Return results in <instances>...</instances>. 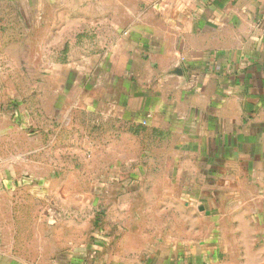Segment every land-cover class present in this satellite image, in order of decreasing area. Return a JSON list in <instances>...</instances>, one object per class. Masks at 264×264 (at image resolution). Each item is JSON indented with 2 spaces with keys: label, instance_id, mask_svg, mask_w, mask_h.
I'll return each mask as SVG.
<instances>
[{
  "label": "crops",
  "instance_id": "obj_1",
  "mask_svg": "<svg viewBox=\"0 0 264 264\" xmlns=\"http://www.w3.org/2000/svg\"><path fill=\"white\" fill-rule=\"evenodd\" d=\"M1 5L0 58L42 42L35 64L0 59V264H264V0ZM72 55L84 71L116 58L66 96L36 80L33 110L4 75L54 72ZM59 150L99 153L105 170L79 192L75 177L43 173L64 167L45 158ZM61 202L102 222L84 245L29 258L45 206Z\"/></svg>",
  "mask_w": 264,
  "mask_h": 264
},
{
  "label": "rangeland",
  "instance_id": "obj_2",
  "mask_svg": "<svg viewBox=\"0 0 264 264\" xmlns=\"http://www.w3.org/2000/svg\"><path fill=\"white\" fill-rule=\"evenodd\" d=\"M133 0H124L125 5H128ZM110 2V1H109ZM2 10V5L0 6V11ZM109 10L112 13V10L109 8ZM127 8L125 7L123 9V19L124 23L123 25L127 27L126 21H127ZM99 35V33H98ZM42 41H40L37 36L33 37L31 40L28 41L30 48L28 49V53H25V50H21L20 48L11 49L9 47L8 49L11 51V54L6 55L5 57H1L0 59H6L8 62H12L13 65H19V63H25L27 62L29 65L35 64L36 60H40L41 57L37 56L36 50L38 49V45L41 44ZM63 42L57 41V44L61 46ZM13 50V51H12ZM3 56V55H2ZM51 58H53L52 55L44 57V60L50 62ZM60 60L67 59L66 64H73L75 63L76 66H80V69L71 68L70 65H63L60 67L59 70H56L54 72H36V71H25L22 68L15 67L11 71L4 72V75H9L10 78L14 79L18 87H22L23 90L27 91L28 98H27V108L28 109H34L35 108V92H36V80H40L41 78L45 82H49L52 80H58L61 84L60 92L62 96H66L68 94H71L73 89V82L75 80L83 79L85 81H92V79H95L98 73L97 68H99V63L101 58L103 60H107L109 63H113L116 57H110V56H92L90 57L91 60H96V65H93L94 68H91L89 71H84L83 69V58L79 57L77 55L72 56H60ZM46 64V63H45ZM44 68H47L44 66ZM2 75V74H1ZM3 78L2 76H0ZM65 85V87H64ZM44 83V91L45 95L52 94V88L45 87ZM63 86V87H62ZM64 88V89H63ZM45 104V101H44ZM46 106V105H45ZM62 106H64V101L57 103L58 110H61ZM47 107L50 108L51 105L47 104ZM4 120L0 121V127L2 128L4 126ZM7 122V121H6ZM13 123V122H12ZM15 125V123H13ZM13 125V126H14ZM17 126V125H15ZM79 133V132H78ZM81 138V137H80ZM29 147V146H28ZM4 145L0 143V153H3ZM52 157L57 161H60L64 167L63 168H57L55 170V167L52 166V162H47V165L43 168V173L45 175L53 176V175H64V176H73L77 180L73 182V185L78 189L79 192L84 191V180L93 178L94 176H98L105 170V168L102 166L100 167V155L97 153L92 158H87L82 153L75 151V150H59L55 152H49L45 153V158H49L50 160ZM13 173L15 176L20 175V168L15 167L12 168ZM33 170H36V168H33ZM51 201V200H50ZM48 201V202H50ZM53 202V201H52ZM62 203V204H61ZM57 203V205H53L54 203H51L49 206V203L45 206V211L43 215L41 216L43 219V222L41 220V228L44 231L43 232V241L41 240L42 249L41 253L37 256L29 255V258H49L52 257V249L54 246L61 247L63 249V246L66 250H68V247L77 245L81 246L85 243L89 242V238L91 233L93 234V230L97 229V226L102 222L100 219L101 216L97 215V211L92 209L90 212L84 209H73L71 208L69 203L64 204V202ZM64 204V205H63ZM49 207V208H48ZM98 210V209H97ZM63 211V215H62ZM62 216V217H61ZM53 225V226H52Z\"/></svg>",
  "mask_w": 264,
  "mask_h": 264
},
{
  "label": "built area",
  "instance_id": "obj_3",
  "mask_svg": "<svg viewBox=\"0 0 264 264\" xmlns=\"http://www.w3.org/2000/svg\"><path fill=\"white\" fill-rule=\"evenodd\" d=\"M141 122H142V124H145V123H146V121H145V120H142Z\"/></svg>",
  "mask_w": 264,
  "mask_h": 264
}]
</instances>
